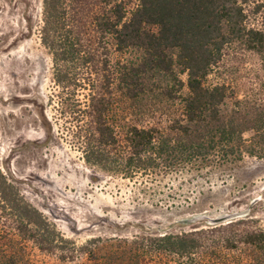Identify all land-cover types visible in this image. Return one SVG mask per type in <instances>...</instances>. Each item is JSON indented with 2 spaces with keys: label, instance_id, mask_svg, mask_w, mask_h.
I'll list each match as a JSON object with an SVG mask.
<instances>
[{
  "label": "trees",
  "instance_id": "obj_1",
  "mask_svg": "<svg viewBox=\"0 0 264 264\" xmlns=\"http://www.w3.org/2000/svg\"><path fill=\"white\" fill-rule=\"evenodd\" d=\"M82 1L43 0L40 40L52 54L54 81L62 90L82 88L80 71L98 77L96 84L85 81L93 90L79 110L88 117L77 138L87 141L90 165L131 174L264 157V98H236L228 107L232 86L206 82L236 42L264 58V0H100L89 44L76 28ZM95 43L100 52L88 48ZM259 89L264 94V82ZM127 105L137 116L169 105L174 115L164 128L138 125L125 117ZM239 223L165 234L153 250L178 264H198L194 256L206 254L205 241L217 234L224 249L240 243L263 251L264 229H238ZM29 242L63 261L89 253L88 244L76 247L59 237L0 169V264H34Z\"/></svg>",
  "mask_w": 264,
  "mask_h": 264
},
{
  "label": "rangeland",
  "instance_id": "obj_2",
  "mask_svg": "<svg viewBox=\"0 0 264 264\" xmlns=\"http://www.w3.org/2000/svg\"><path fill=\"white\" fill-rule=\"evenodd\" d=\"M42 1L0 0V169L49 220L59 237L76 247L88 244L89 253L63 261L29 242L26 252L32 262L178 264L153 250L159 238L214 227L192 218L243 211L253 199L258 200L247 214L232 221L241 222L238 229H264V157L245 155L240 161L200 170L186 167L153 172L146 168L131 174L86 161L87 141L77 137L85 134L88 117L85 113L81 117L79 110L84 109L82 104L93 90L86 82L96 84L98 77L80 71L83 84L77 91L56 85L52 54L40 40ZM99 6L100 0H83L77 6L81 12L76 28L87 44L95 35L91 21ZM91 46L90 50L101 51L98 43ZM263 59V53L236 42L225 55L223 66L206 82L232 86L228 107L234 106L236 98H264L259 89L264 82ZM77 101L79 105H74ZM166 108L169 110L137 116L128 106L125 117L134 124L164 128L174 115L172 107ZM124 143L119 141V145ZM217 236L205 241L204 247L210 248L203 253L205 258L196 254L195 262L264 264V250L240 243L238 248L224 249Z\"/></svg>",
  "mask_w": 264,
  "mask_h": 264
},
{
  "label": "water",
  "instance_id": "obj_3",
  "mask_svg": "<svg viewBox=\"0 0 264 264\" xmlns=\"http://www.w3.org/2000/svg\"><path fill=\"white\" fill-rule=\"evenodd\" d=\"M258 199H253L250 203V206L255 203ZM250 206L243 211H238V212H234V213H225L219 216H215V217H211L207 214H199L196 215L195 217L192 218V220H197V219H201V220H205L206 223L210 226H216L222 223H226V222H230L233 219L240 217V216H244L247 214L248 210L250 209Z\"/></svg>",
  "mask_w": 264,
  "mask_h": 264
}]
</instances>
